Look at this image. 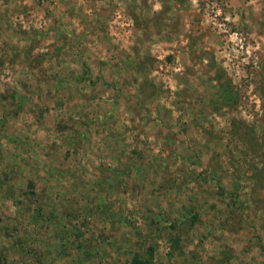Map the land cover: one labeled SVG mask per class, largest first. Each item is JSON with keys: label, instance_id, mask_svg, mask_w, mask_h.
Here are the masks:
<instances>
[{"label": "rangeland", "instance_id": "obj_1", "mask_svg": "<svg viewBox=\"0 0 264 264\" xmlns=\"http://www.w3.org/2000/svg\"><path fill=\"white\" fill-rule=\"evenodd\" d=\"M136 259L264 264V0H0V264Z\"/></svg>", "mask_w": 264, "mask_h": 264}, {"label": "trees", "instance_id": "obj_2", "mask_svg": "<svg viewBox=\"0 0 264 264\" xmlns=\"http://www.w3.org/2000/svg\"><path fill=\"white\" fill-rule=\"evenodd\" d=\"M226 91H227V93L224 95V97L227 98V94L229 93V90L226 89ZM135 264H146V262L139 260V259H136Z\"/></svg>", "mask_w": 264, "mask_h": 264}]
</instances>
